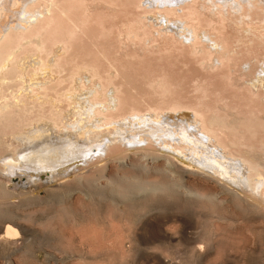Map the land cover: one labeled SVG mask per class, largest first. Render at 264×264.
<instances>
[{
  "label": "bare ground",
  "instance_id": "6f19581e",
  "mask_svg": "<svg viewBox=\"0 0 264 264\" xmlns=\"http://www.w3.org/2000/svg\"><path fill=\"white\" fill-rule=\"evenodd\" d=\"M95 10L99 12L92 15ZM228 26L237 31L234 44L218 34ZM113 34L125 47L135 39L143 41V49L147 41L156 46L160 41L188 43L198 52L207 45L209 65L220 62L230 70L239 64L249 75L246 88L256 104L252 116L245 101L237 108L226 100L220 109L171 96L160 104L138 102L114 80L118 67L112 59L118 61L120 45L111 41L119 48L112 51L108 42L109 53L103 47ZM82 41L89 51L82 54L90 60L73 53ZM237 42L242 44L240 57L230 54L237 53ZM98 57L109 67L104 69ZM243 57L255 58L254 65ZM263 101L264 0H0V124H5L0 128V203L10 204L14 194L71 198L73 191L88 199L103 195L105 188L112 201L123 203L147 192L209 201L218 195L192 188L188 181L193 175L215 183L219 195L264 211ZM233 109H238L236 120H231ZM112 146L118 147L113 160L119 167L127 152H157L161 180L145 181L136 174L109 177ZM148 155L139 157L147 160ZM102 179L108 180L105 186L99 184ZM20 185L27 188L19 191ZM176 209L177 204L170 208L172 218ZM7 217L0 209V226ZM156 220L159 226L166 223V218ZM179 220L182 228L192 224V219ZM15 234L14 226L6 224L0 240ZM78 248L76 254L64 252L62 259L94 260L103 253Z\"/></svg>",
  "mask_w": 264,
  "mask_h": 264
},
{
  "label": "rangeland",
  "instance_id": "374dc122",
  "mask_svg": "<svg viewBox=\"0 0 264 264\" xmlns=\"http://www.w3.org/2000/svg\"><path fill=\"white\" fill-rule=\"evenodd\" d=\"M98 12L92 11V15ZM120 15L118 17L122 18ZM92 26L90 25V31L97 27L95 24ZM231 28L233 27L228 26V29L218 34L229 40L228 43L234 44V40L238 38L237 31ZM210 31L212 34L218 32L215 29ZM112 36L113 40L110 41H106L112 39L108 37L104 38L105 41L99 40L100 43L107 42L103 46L106 50H111L114 47L112 44L118 43L117 40V43L114 41V34ZM253 40L256 38L253 37ZM86 41H82L81 46H78L79 43L75 44L73 53H88L86 49L91 44L89 41L87 46ZM111 41L114 42L111 44ZM126 43V47L117 44L120 45V50L115 48L117 45L112 49L119 50L118 53L121 54L118 61L112 59L118 67L114 80L123 85L124 91L137 98L138 102L144 99L160 104L171 96L188 104L204 103L220 109L226 100L237 108H242L245 101L250 110L249 116H252L251 111L256 104L246 88L249 75L243 73V67L239 64L230 70L220 65V62L209 65L207 45L202 48L204 51L198 52L196 47H191L188 43L174 42L165 45L160 41L156 46L155 42L147 41L144 49L143 41L135 39L131 44L128 41ZM241 45L238 43L235 47L237 53L233 51L230 54L236 57L243 55ZM121 46L124 48L121 49ZM91 51L93 52L90 48ZM107 52L109 53L108 50ZM76 54L74 57H77ZM93 54H88L92 56L91 59L96 57V53ZM113 54L117 55V52ZM88 57L84 59L90 60ZM78 58L79 61L77 58L75 61L81 62L80 56ZM97 60L104 69L109 67L102 57ZM242 60L249 61L251 65L255 62V58L243 57ZM161 77L168 80L167 83ZM262 103L261 113L264 101ZM237 110L233 109L231 120L238 118ZM1 124L3 126L0 128H4L5 124ZM114 147L110 148L112 154L109 150L107 152L109 177L136 174L145 181L161 180L158 171L161 166L156 163L161 156L157 152H151V155L145 150L133 154L127 152L124 167H119L114 163V156L119 152L118 147ZM145 153L149 154L147 160L140 159L139 155ZM198 177L200 176L190 175L188 182L196 191L200 188L198 192L202 195L218 194L212 200L185 199L183 195L171 192H156L158 195L147 192L149 195L145 194L148 197L141 194L142 197L123 203L119 198L112 201L107 188L103 195L88 199L75 191L71 194L72 199L65 195L54 198L51 197L52 194L44 199H32L14 194L15 197L11 198L14 201L9 199L12 204L11 201L10 204L5 202L8 205L0 203V209L8 215V220L0 226V233L5 230L6 224L14 226L16 230L13 238L0 240V264H264V211L248 207L230 195H219V188L215 183L204 182L202 177ZM100 182V185L105 186L108 180L102 179ZM26 188V185L18 187L19 191ZM174 204L178 205V209L174 211L177 216L172 218L170 208ZM160 205L163 208L161 210ZM157 217L166 218V223L157 225ZM179 219H192V224L185 228L179 227ZM12 220L16 221L13 223ZM156 235L159 237L153 239ZM12 241L17 243H11ZM80 241L85 245H81ZM81 246L102 250L103 253L94 260H80L75 256L62 259L65 257L64 252L76 254ZM45 253L53 255L48 258Z\"/></svg>",
  "mask_w": 264,
  "mask_h": 264
}]
</instances>
